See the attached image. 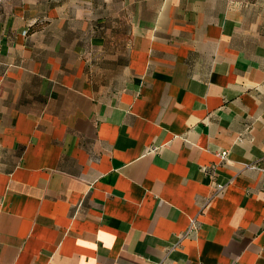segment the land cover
Listing matches in <instances>:
<instances>
[{"label":"crops","instance_id":"0c3cea01","mask_svg":"<svg viewBox=\"0 0 264 264\" xmlns=\"http://www.w3.org/2000/svg\"><path fill=\"white\" fill-rule=\"evenodd\" d=\"M0 264H264V0H0Z\"/></svg>","mask_w":264,"mask_h":264},{"label":"built area","instance_id":"2783aa9c","mask_svg":"<svg viewBox=\"0 0 264 264\" xmlns=\"http://www.w3.org/2000/svg\"><path fill=\"white\" fill-rule=\"evenodd\" d=\"M219 154L222 158H225L228 154V151L222 150ZM200 226H201V224H200V221L198 220V218L193 217L190 220L188 228L185 231H183L182 233H180V235L178 236L179 237L178 242L180 243V241L182 239L196 234L199 231Z\"/></svg>","mask_w":264,"mask_h":264}]
</instances>
